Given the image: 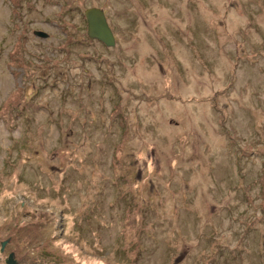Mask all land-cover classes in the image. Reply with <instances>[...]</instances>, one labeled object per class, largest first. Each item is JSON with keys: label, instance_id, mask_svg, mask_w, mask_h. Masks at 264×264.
Returning <instances> with one entry per match:
<instances>
[{"label": "rangeland", "instance_id": "obj_1", "mask_svg": "<svg viewBox=\"0 0 264 264\" xmlns=\"http://www.w3.org/2000/svg\"><path fill=\"white\" fill-rule=\"evenodd\" d=\"M11 255L264 264V0H0Z\"/></svg>", "mask_w": 264, "mask_h": 264}, {"label": "water", "instance_id": "obj_2", "mask_svg": "<svg viewBox=\"0 0 264 264\" xmlns=\"http://www.w3.org/2000/svg\"><path fill=\"white\" fill-rule=\"evenodd\" d=\"M84 14L87 20L88 36L92 39L100 40L109 47L115 46V36L108 23L105 11L100 8H89ZM36 34L42 37H47V34L43 32H36ZM4 245L5 243L3 246ZM8 263L15 264V261H13V255L10 256Z\"/></svg>", "mask_w": 264, "mask_h": 264}, {"label": "flooded vegetation", "instance_id": "obj_3", "mask_svg": "<svg viewBox=\"0 0 264 264\" xmlns=\"http://www.w3.org/2000/svg\"><path fill=\"white\" fill-rule=\"evenodd\" d=\"M86 18V17H85ZM86 22H87V20H86ZM115 36V35H114ZM92 39V38H91ZM96 40V39H95ZM115 40H116V37H115ZM100 41V40H99ZM101 42V41H100ZM116 42H117V40H116ZM103 43V42H102ZM104 45H106L105 43H103ZM116 45V44H115ZM107 46V45H106ZM109 47V46H108Z\"/></svg>", "mask_w": 264, "mask_h": 264}]
</instances>
